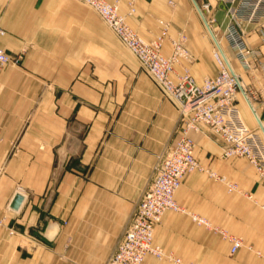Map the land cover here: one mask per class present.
<instances>
[{"label":"crops","instance_id":"crops-1","mask_svg":"<svg viewBox=\"0 0 264 264\" xmlns=\"http://www.w3.org/2000/svg\"><path fill=\"white\" fill-rule=\"evenodd\" d=\"M130 2L121 1L120 14L149 37L155 0H136L133 15ZM205 5L224 35L230 4L205 0ZM260 24L242 23L254 51L249 68L223 40L239 80L240 115L246 125L264 131V21ZM182 27L193 58L181 63L178 74L188 69L198 84L214 78L218 65L211 42L195 23ZM0 30V49L18 58L0 73V264H104L157 157L180 135V114L136 58L75 0H0ZM189 136L199 163L237 190L229 192L206 172L189 173L175 196L183 211L163 215L154 244L183 263L264 264L257 254L264 255V186L256 170L242 157L222 159L212 137ZM16 193L24 200L13 210ZM192 215L242 237L245 246L231 254L230 242ZM141 264L175 263L148 255Z\"/></svg>","mask_w":264,"mask_h":264},{"label":"built area","instance_id":"built-area-1","mask_svg":"<svg viewBox=\"0 0 264 264\" xmlns=\"http://www.w3.org/2000/svg\"><path fill=\"white\" fill-rule=\"evenodd\" d=\"M98 14L118 42L138 61L141 69L154 83L163 97L178 110L184 126L171 149L161 153L153 166V174L147 188L136 204L115 250L105 264H141L145 257L152 255L162 260L169 258L176 264L179 259L166 256L160 246L154 244V233L167 211L181 212L182 207L175 196L186 175L194 171L208 173L227 185L229 192L237 190L235 183L217 176L205 169L195 157V143L190 132L204 133L221 146V158H245L256 170L264 186V131L251 128L243 121L237 107L239 80L228 67V60L214 40L213 57L218 65L214 78H205L198 84L188 69L178 74L175 66L181 60L191 61L192 57L185 43L187 37L179 32L169 38L172 53H162V38L146 41L127 23L119 12L121 0H76ZM229 3L227 14L230 23L224 31V40L236 51L237 60L244 68L251 65L252 51L244 38L242 23L264 21V0H221ZM134 9H130V14ZM167 29V26L165 25ZM4 32L0 30V34ZM18 58H11L0 49V73L7 65L17 64ZM193 221L218 232L230 242V253L234 254L244 244L241 237L228 234L213 227L203 218L192 215ZM264 258V255L257 253Z\"/></svg>","mask_w":264,"mask_h":264},{"label":"rangeland","instance_id":"rangeland-1","mask_svg":"<svg viewBox=\"0 0 264 264\" xmlns=\"http://www.w3.org/2000/svg\"><path fill=\"white\" fill-rule=\"evenodd\" d=\"M135 1L136 0H131V2H130V4H131V8L130 9H134V12L132 14H130V15H133L135 13V7H134ZM79 3H81V2H79ZM196 5L198 6V8L196 7ZM84 6H86V5H84ZM203 6L204 7L206 6L205 5V0H155V9H156L155 13L156 14H155L154 18H152V22L154 23V28L151 31H149L150 32V34H149L150 36L147 37V38H144V36L141 35L136 29H134L132 27L131 28L134 31H136L141 37H143L146 41H153L154 39H157L158 37H161L162 38V42H163L162 53H163V55H165L167 53V55H165V56H169L172 53V46H171L169 38H173L170 35V30L172 32H176V35L179 32H183L186 35V30L184 29V27L181 28V25L182 24H186L187 26H190L191 24L195 23L198 26V28L200 29V31L203 33V35L205 36V39H207L208 41L211 42V46L213 48H214V45H213L214 40H215L216 43H218L219 49L221 50L223 55L228 60V67L230 68V70H232L230 61L228 59V56H226V52H225V46H224V40H223L224 39V35H222V32L216 26H214L216 21L214 20V18H212V16L208 15L205 12V9H204ZM86 7L93 13V15H95L103 23V21L100 19V17L98 16V14L96 12H94L88 6H86ZM165 25L167 26V29L165 28ZM105 27H106V25H105ZM108 31L114 36V34L110 31V29H108ZM174 37H176V36H174ZM186 37H187V35H186ZM147 39H149V40H147ZM167 43L170 44L168 52H166V51L163 52L164 51V46ZM185 46H186L187 50L189 51V49H188V37H187V41L185 43ZM189 53H190V51H189ZM212 55H213V50H212ZM191 57H192V55H191ZM183 61H185V60H181L180 63L176 65L177 73H180L179 67H180L181 63H183ZM181 72H183V70ZM163 98H165V97H163ZM165 99H167V98H165ZM137 203H138V201H137ZM220 230H223V229H220ZM244 246H245V244H243L242 247H244ZM248 248H251V247H248ZM174 259H175V257H174ZM180 264H192V263H183L181 261Z\"/></svg>","mask_w":264,"mask_h":264},{"label":"water","instance_id":"water-1","mask_svg":"<svg viewBox=\"0 0 264 264\" xmlns=\"http://www.w3.org/2000/svg\"><path fill=\"white\" fill-rule=\"evenodd\" d=\"M198 8V6L196 5ZM24 200V196L20 193H16L12 199V202L10 204V208L13 210H18Z\"/></svg>","mask_w":264,"mask_h":264}]
</instances>
